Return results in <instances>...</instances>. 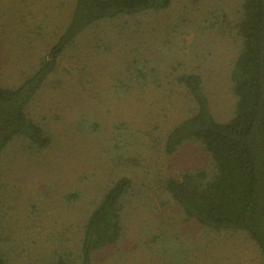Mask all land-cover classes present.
Listing matches in <instances>:
<instances>
[{
	"label": "rangeland",
	"instance_id": "1",
	"mask_svg": "<svg viewBox=\"0 0 264 264\" xmlns=\"http://www.w3.org/2000/svg\"><path fill=\"white\" fill-rule=\"evenodd\" d=\"M241 2L171 0L163 10L99 21L60 53L26 108L48 146L15 137L0 155V250L10 261L56 264L68 254L78 264L89 212L127 177L121 237L93 264H260L243 232L185 218L165 189L167 179L208 165L195 143L163 151L169 130L195 111L178 77L198 73L214 118L232 115ZM73 3L0 0V85L15 86L36 68Z\"/></svg>",
	"mask_w": 264,
	"mask_h": 264
},
{
	"label": "trees",
	"instance_id": "2",
	"mask_svg": "<svg viewBox=\"0 0 264 264\" xmlns=\"http://www.w3.org/2000/svg\"><path fill=\"white\" fill-rule=\"evenodd\" d=\"M171 0H74L67 23L36 68L15 86L0 85V155L15 137L36 149L50 140L26 108L58 57L91 25L120 16L163 10ZM240 47L230 71L235 96L232 115L214 118L198 73L179 76L195 105L194 113L166 134L163 151L182 144L201 146L208 165L166 180L165 189L182 215L216 232H243L257 247L264 264V0H242L236 24ZM139 66V65H133ZM130 180L120 177L102 194L81 229L78 264H93L96 251L113 246L122 234V199ZM68 254L56 264H72ZM0 264H14L0 250Z\"/></svg>",
	"mask_w": 264,
	"mask_h": 264
}]
</instances>
